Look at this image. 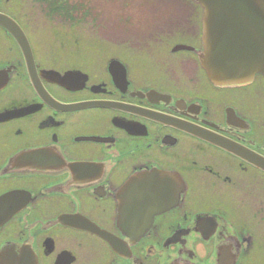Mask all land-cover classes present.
<instances>
[{
	"label": "flooded vegetation",
	"instance_id": "1",
	"mask_svg": "<svg viewBox=\"0 0 264 264\" xmlns=\"http://www.w3.org/2000/svg\"><path fill=\"white\" fill-rule=\"evenodd\" d=\"M188 1L0 0V264H264V75L212 84Z\"/></svg>",
	"mask_w": 264,
	"mask_h": 264
},
{
	"label": "water",
	"instance_id": "2",
	"mask_svg": "<svg viewBox=\"0 0 264 264\" xmlns=\"http://www.w3.org/2000/svg\"><path fill=\"white\" fill-rule=\"evenodd\" d=\"M194 1L202 7L198 58L212 84L239 86L264 75V0ZM8 28L22 43V34Z\"/></svg>",
	"mask_w": 264,
	"mask_h": 264
},
{
	"label": "rangeland",
	"instance_id": "3",
	"mask_svg": "<svg viewBox=\"0 0 264 264\" xmlns=\"http://www.w3.org/2000/svg\"><path fill=\"white\" fill-rule=\"evenodd\" d=\"M119 1L112 2L104 0L103 2L105 13L110 17L104 20L103 26L99 27L98 32L104 34V38H109L108 41H112L115 35H129L131 33L130 28L135 26L138 20H140L141 29H143L144 19H148L147 25L151 23L148 27L145 25L144 28H147L141 31V33L145 34L150 33L149 28H151L154 23L160 24L166 21L168 23L175 20V18H178L179 22L181 21L180 24L186 22L184 19L185 16L182 14V12L186 11L180 8L183 4L188 3V0H130V5L124 3L126 0ZM178 2L183 3H181L179 7H175L174 4ZM96 28H98V26L93 27L94 33L97 32ZM141 36L145 38V43H150V40L156 37L158 39L160 37L159 26L148 36L144 34H141ZM106 44V47L112 51L115 49L119 51L126 50V47H116L112 42ZM124 56L127 59L126 53H124Z\"/></svg>",
	"mask_w": 264,
	"mask_h": 264
}]
</instances>
